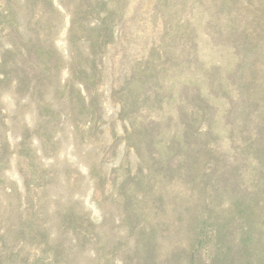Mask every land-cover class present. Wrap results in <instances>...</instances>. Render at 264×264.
I'll return each mask as SVG.
<instances>
[{
    "label": "rangeland",
    "instance_id": "374dc122",
    "mask_svg": "<svg viewBox=\"0 0 264 264\" xmlns=\"http://www.w3.org/2000/svg\"><path fill=\"white\" fill-rule=\"evenodd\" d=\"M263 24L0 0V264H264Z\"/></svg>",
    "mask_w": 264,
    "mask_h": 264
},
{
    "label": "trees",
    "instance_id": "16d2710c",
    "mask_svg": "<svg viewBox=\"0 0 264 264\" xmlns=\"http://www.w3.org/2000/svg\"><path fill=\"white\" fill-rule=\"evenodd\" d=\"M263 29H264V24H263ZM80 94H81V96H83V98H85V95L83 94L81 89H80Z\"/></svg>",
    "mask_w": 264,
    "mask_h": 264
}]
</instances>
